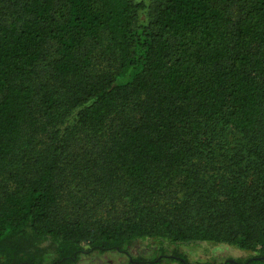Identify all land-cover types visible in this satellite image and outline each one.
<instances>
[{"label":"trees","instance_id":"obj_1","mask_svg":"<svg viewBox=\"0 0 264 264\" xmlns=\"http://www.w3.org/2000/svg\"><path fill=\"white\" fill-rule=\"evenodd\" d=\"M150 1L0 0V264H264V0Z\"/></svg>","mask_w":264,"mask_h":264},{"label":"rangeland","instance_id":"obj_2","mask_svg":"<svg viewBox=\"0 0 264 264\" xmlns=\"http://www.w3.org/2000/svg\"><path fill=\"white\" fill-rule=\"evenodd\" d=\"M140 1V0H137ZM152 2L146 0V5ZM149 9V8H148ZM143 15V14H142ZM144 14L143 17H147ZM173 251H179L187 257L191 263H214L224 264L228 259H239L245 261L257 253L246 251L231 245H219L209 242L171 243L158 239L140 240L130 248L131 257L120 252H94L80 256L76 264H129L131 258L142 257L152 259L158 256H169ZM53 254L49 253L44 264H50Z\"/></svg>","mask_w":264,"mask_h":264}]
</instances>
